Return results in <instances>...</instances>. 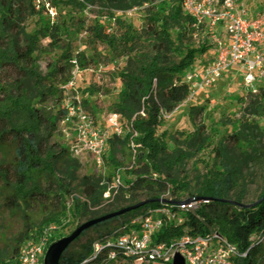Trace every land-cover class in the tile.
<instances>
[{"label":"rangeland","instance_id":"374dc122","mask_svg":"<svg viewBox=\"0 0 264 264\" xmlns=\"http://www.w3.org/2000/svg\"><path fill=\"white\" fill-rule=\"evenodd\" d=\"M78 1L88 6L85 13L73 14L63 0H0V50L12 40L17 42L20 50L25 49L42 22L66 29L59 48L50 47L48 39L42 40L35 55L41 74L39 81L24 72L25 64L20 65L23 69L0 65V83L12 91L17 83L22 85L35 106L54 121L50 131L42 130L32 139L39 157L52 156L53 174L42 166L31 168L20 142L0 140V264H23V258L37 248L41 250L38 260L44 264L50 237L46 233L38 241L37 233L42 223L53 216L60 217L57 230L67 237L81 224L92 220V212L114 213L116 209L133 205L114 203L111 193L107 192L103 204L91 208L86 217L70 218L67 215L70 204L64 201L60 185L68 187L73 196L85 202L88 188L94 184H107L109 176L115 174L111 188L131 178L125 171L134 165V153L123 142L130 124L113 111L122 88L120 72L127 60L113 54L108 40L122 36L121 23L142 32L152 8L170 0ZM235 5L246 9L251 19L264 10V0H235ZM3 17L6 19L2 22ZM222 30L211 33L203 27L188 36L193 48H199L204 42L212 46L206 54L197 57L196 64L185 72V76L213 63L216 44L212 35L223 38ZM78 54L94 59L95 63L84 70L74 64L70 66L69 59L76 61ZM263 55L264 46L257 53V56ZM262 65V71L255 73L253 86L246 85L244 71L225 75L213 89L198 94L165 116L159 134L166 132L170 136V153L173 154L176 153L172 138L180 140L185 155L171 170V176L187 184L189 194H196L204 177L217 172L233 173L230 200L252 203L264 192V117L244 112L264 90V61ZM192 106L202 109L200 120L206 125L210 138L201 150L189 149L183 144L185 136L194 132L190 117ZM113 118L116 126L111 121ZM245 122L257 124L263 134L261 141L254 143V149L248 150L246 156L232 141L224 144L219 141L221 136L237 134L239 124ZM103 136L105 140L101 144L99 141ZM111 157L123 165L120 172L115 171ZM24 173L27 176H23ZM224 173L222 176L229 178L230 175ZM22 186L28 198L20 195ZM126 219L128 217L123 218ZM102 229L108 228L101 225L92 230L78 246L97 243Z\"/></svg>","mask_w":264,"mask_h":264},{"label":"trees","instance_id":"16d2710c","mask_svg":"<svg viewBox=\"0 0 264 264\" xmlns=\"http://www.w3.org/2000/svg\"><path fill=\"white\" fill-rule=\"evenodd\" d=\"M183 3L184 0L163 2L149 12L142 32L121 23L124 28L122 36L108 40L113 54L127 60L126 66L120 72L122 88L113 111L130 124V131L123 142L134 153V165L125 171L131 178L121 181L116 188H111L115 183V174L109 176L107 184H94L88 188L85 202L73 196L68 187L60 185L64 191V201L70 204L67 215L75 219L86 217L91 208L101 206L107 192L111 193V200L117 204L129 202L134 205L142 202L141 198H144L143 201L153 202L85 231L63 254L59 264H116L111 260L112 253L117 254L118 263L136 264L139 257H124L115 246L104 247L97 252L96 245L105 246V232L111 227L123 223L130 225L132 220L145 218L150 211L159 208L180 211L178 203L183 202L185 197L186 200L200 198L205 202H201L193 210L181 212V223L175 221L162 227L154 235V244L170 243L186 233L207 236L219 232L240 254H246L245 257L235 258L236 264H264V192L252 203H244L240 199L230 200L233 173L223 172L226 176L230 175L229 178H224L222 172H217L204 177L196 194H189L188 185L171 176V170L185 155L179 145L180 140L176 138H172L176 154L170 153V136L166 132L160 135L159 130L165 124V116L173 113L191 95L190 86L185 81V72L196 64L198 56L206 54L212 46L204 42L197 49L192 47L188 36L195 29L205 26H193L196 22L184 13ZM63 4L73 14L88 10V6L78 0H63ZM73 18L72 16L71 20ZM5 19L3 17L2 22ZM64 30L66 31L62 26L42 22L25 49L20 50L17 42L12 40L0 50L1 67L22 68L20 65L25 64L27 69L22 68L24 72L39 81L41 74L35 55L39 52L41 42L48 39L50 47L59 48ZM215 51L216 49L214 60ZM76 59L82 70L95 63L94 59H89L84 54H78ZM69 63L70 66L73 65L71 58ZM244 112L264 117V90L258 100L250 103ZM202 116V109L192 106L190 117L194 132L192 135L187 134L183 141L189 149L201 150L210 142L206 125L200 120ZM53 125V118L47 117L43 110L35 106L22 85L17 83L12 91L0 83V140L12 139L20 142L28 156L30 167L42 166L49 174L54 173L52 156L48 154L45 158L39 157L32 139L42 130L50 131ZM262 138L263 134L257 124L245 122L239 124L237 134L221 136L219 141L220 144L232 141L246 156L248 150L254 149L253 144ZM110 160L115 171L120 172L123 165L112 157ZM23 176L27 174L24 173ZM21 188L20 195L28 198L29 195L23 192L24 186ZM167 196L170 199H165ZM160 199L170 202H157ZM119 210L122 208L115 211ZM109 213L92 212V219ZM127 217L128 219L123 220ZM60 223V217L53 216L38 228V241L46 233L50 237L45 254L52 244L65 237L64 233L57 230ZM101 225H106L108 229L101 230L97 243H81L78 246L88 233Z\"/></svg>","mask_w":264,"mask_h":264},{"label":"built area","instance_id":"2783aa9c","mask_svg":"<svg viewBox=\"0 0 264 264\" xmlns=\"http://www.w3.org/2000/svg\"><path fill=\"white\" fill-rule=\"evenodd\" d=\"M183 10L195 20L193 26H205L211 33L221 28L224 34L223 38L212 35L216 44L213 63L185 76L191 89L186 102L213 89L225 75L234 72L244 71L246 85L253 86L255 73L262 71L264 61V55L257 56L264 46V10L251 19L246 9L236 7L235 0H184ZM73 64L78 68L77 61ZM111 121L117 125L114 118ZM104 140L105 136L99 142L103 144ZM201 202L205 200L178 204L180 211L160 208L150 211L145 218L132 220L130 225L113 226L105 232V246L97 244L96 250L99 252L104 247L115 246L124 257H139L136 264H173L176 254L184 258L185 264H236L234 259L246 254H240L219 232L207 236L186 233L170 243L154 244V235L162 227L175 221L181 223L180 213L195 209ZM39 254L40 248L32 250L23 258V264H41ZM116 259L117 254L112 253L111 260L123 264Z\"/></svg>","mask_w":264,"mask_h":264},{"label":"water","instance_id":"95a60500","mask_svg":"<svg viewBox=\"0 0 264 264\" xmlns=\"http://www.w3.org/2000/svg\"><path fill=\"white\" fill-rule=\"evenodd\" d=\"M202 200H204V199L191 198L189 200L183 201V202L178 203V204H182V203L191 204V203L202 201ZM151 202H153V201L145 200V201L139 202L135 205L124 208L122 210L104 215V216L99 217V218L92 219V220H90L84 224H81L71 235L64 237L63 239L55 242L54 244H52L50 246V248L47 250V253L45 255L44 264H59L63 254L68 250V248L71 246V244L74 241H76L85 231H87V230H89V229H91V228H93L99 224H102L104 222L118 218L124 214L129 213V212H132L134 210L142 208ZM157 202L166 203V202H170V201L160 199ZM173 264H185V260L181 255L176 254Z\"/></svg>","mask_w":264,"mask_h":264}]
</instances>
